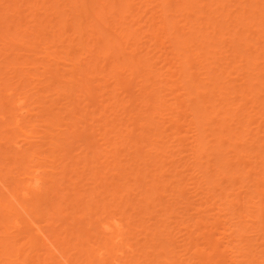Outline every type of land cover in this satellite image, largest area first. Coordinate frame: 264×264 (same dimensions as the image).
<instances>
[{
  "label": "rangeland",
  "instance_id": "1",
  "mask_svg": "<svg viewBox=\"0 0 264 264\" xmlns=\"http://www.w3.org/2000/svg\"><path fill=\"white\" fill-rule=\"evenodd\" d=\"M92 1L96 2V0ZM169 1L170 0H133V2L136 3L135 7L140 8H137L138 10H135V12L132 13L128 11L120 14L119 12L113 13V0H107V2H109V7L113 9L110 10L109 13L99 14V18L102 19L100 30L97 27L92 29L84 28V33L82 32V28H78L76 23H79L82 20V22L87 24H94L97 21L96 16L100 11L98 3H94V6L97 7V13L93 11L90 14L85 15L81 11V9L85 7V3L81 2V0H0V197L10 198L11 194L14 192L15 183L25 180L24 178L26 177L27 169L36 164V162L24 158L28 153L37 151L41 153L39 156L54 154L59 157V160L53 166L47 161L45 163L46 165L43 166L41 174L44 179H42L43 182L40 194L31 190L26 199L27 204H33V202L36 201L35 199H37L36 194H38L39 198L48 197L49 200H47L51 203L47 204L41 202L39 206L35 207H33V205H28V214L22 212V215H24V225L20 229L13 227L15 219V215L12 213L15 211L13 205L10 206L11 212H0V246L6 245L10 242L9 247L13 251L12 254L7 256L5 254L6 252L3 253L5 250L1 249L5 248L3 246L0 247V264H20L15 261L19 250L24 264H66L64 258H62L57 251L54 250V253H52L53 250L50 249V245L45 244L44 237L39 233V227H41L48 235H53L55 233L59 234L60 237H63L64 230H67L69 238L72 240H74L73 237L75 235L79 234L81 236L80 240L83 243L86 242L87 238H89L88 240L91 241V244L95 241L101 243L103 240V234L100 231L99 222L107 220L111 214L120 216L121 212L119 206L118 208L108 209V212L106 213H103V211L96 212L97 202L101 204L110 199V196L108 197L105 192L102 194L101 192L105 187L109 188L108 183L113 180H117L120 184L118 191L119 198L117 199V202H119V204L122 205V208L126 211L127 220L128 217L131 216L134 227L139 224L144 225L142 233L137 230L134 234L135 238L131 241L136 243L138 240L139 243L136 247H139L146 243L145 233L151 231V229H156L157 231L155 234L153 233V230L150 234L151 237H155L154 240L151 241V245H153V248L157 249V251H164V254L159 257L161 264H167L165 260L170 254L169 250L173 247V245H169L167 241L171 240L174 242L175 246L180 245V248L178 247V249L186 247L184 246L185 241L183 237L184 230L186 229L181 227L182 225L180 226L182 222L185 224H193L194 220H196V216L199 215L205 217L204 219L207 221H213L214 219L219 218V227L217 230L215 229L214 232V235L217 237L222 235L220 234L222 232V225H225L226 221L227 226L234 222L240 223L236 218L232 217L230 211L229 214H227L225 210V212L222 210L223 212L219 211V213L217 206L221 202L217 200L220 191H223L225 188L227 193H233V195L229 197L232 198L234 193L238 191L237 188L241 185L242 179L238 177L232 182L228 176L223 177L220 173L232 170V168H234L233 166L238 165V163H241V165H243V163L246 164L247 161L244 160V151L248 150V152H254L255 154H258V151L260 152V144H264V132H260L261 136H259V138L261 142L254 143L253 145L250 140L251 135H247L244 132V129L249 127L250 129H248L255 133L258 129V124L260 125L262 122L261 130H264V120H260L259 118L261 114L257 113L258 110L264 113V103H262L264 102V86L260 83L261 81H256V91L261 93L260 95H252L255 99H253V97L251 99L249 96L248 98L251 100L248 102H246L248 98L240 93L224 95L227 96L226 101L229 103L227 107L230 105L241 107L240 110L236 108L234 109V111L239 114L241 113V110L243 111V115H240L239 117L244 116L246 111L243 109L246 108L247 111H252V114H254V117L248 120L250 123H247L248 121H246L247 118L245 116L243 118V125H238V123L235 122L233 123L232 120H229L230 123L228 122L232 127L238 130V132L241 131V138L239 137L237 139L238 141L236 140L238 142L237 147L242 149L241 153V151L239 152V149L235 146H230V143L232 142L226 138V140L224 139V144L220 146L216 138L220 135L219 131H221V127L222 129L225 128L227 121L223 124V122L220 121L222 118L221 115L207 124V122L213 117V113H205L204 111H202V113H197L194 110L195 107L191 109V106L193 107V105L195 106L196 103L198 104L199 102V99L197 98L198 96L195 93L197 89L195 88L194 91V89L191 88L192 91L189 89L190 93H187L188 90H184L187 83L184 84L185 82L182 80L188 72H194L196 74L194 78L198 77L200 81L204 82H200L201 86L205 84L204 86L207 85L211 87L212 80L208 76L209 71L206 70L210 69L211 72L209 73L212 75V68L214 67L215 72H213L217 77H220L221 85L223 84L222 82L231 80L230 82L238 87L242 83V77H246L245 75L247 74V79L250 77L253 78L254 76L250 75L253 72L255 73L256 70H253L250 74V69L248 74L246 72L248 69L246 68H248L250 64L246 61H240V59L233 60L234 62L231 61L232 59L230 61L228 60L230 65L227 66V60L225 57L227 54L226 51L229 49L228 55H230L231 51L235 50L233 48L236 46V49L238 50L239 48L241 52L239 55L244 54L250 56L251 53H254V47H247V43L245 44L246 40H243V43H239V46L236 40L235 43L237 45L231 41L234 32L232 33V29L230 30V28L234 26L238 29L242 28V33H238L240 29H237V34L241 35L243 34L242 30L245 27L243 26L244 22H239L240 25L233 19V21H227V18L224 16L221 17V14L219 15V13L222 12V9L218 8L220 12L218 10L219 13L215 14L214 19L219 18L214 20V23L217 22L219 25L218 29L222 28L223 30L224 27H227L224 29L226 30L224 35H219L222 39H217L218 33H216L214 39L215 43L212 41L213 43L208 45L210 47L203 48L202 50H198L197 48V51L201 54L199 55L198 60H196L197 58L193 60L195 63H191V68H185L186 66L183 65V67H181V65L178 66L179 64H185V62L180 63L185 55L182 53L184 56H181L182 54H179L178 56V53L184 51H175L172 45H174L176 37L174 38L172 35L175 33L171 34V32L177 30L179 34L181 33L180 36H184L185 38V34H187L188 31V28L187 31L184 30V28L188 26L186 25L188 24L187 20L191 24L189 19L193 21V17L196 21L195 26H199V29L201 30V22H203L204 25V22L208 21L206 12H209L208 7L210 5L208 3H210V0H190L192 2L191 4L189 3L191 5H189L190 9L179 12L174 10V4L181 3L183 0ZM229 1L228 3H231V7H229L232 9L236 7L235 9H237L238 4L236 5V3L243 0ZM33 2L36 3L34 4ZM232 2L234 5H232ZM243 5L246 6L245 3ZM7 6H11L10 9L7 8ZM14 6L19 8L20 14L11 11ZM47 7L49 9H47ZM199 7L200 9L202 8L204 12L202 9H199L201 12H198L197 10ZM195 9L196 11H194ZM55 10H61L62 13H56ZM75 10L78 11L76 12ZM189 10L192 11L191 14V11ZM237 10L240 9L238 8ZM249 10L250 8L248 6L247 10L245 9L247 15L251 13V10ZM33 13H37V17H35L36 15ZM78 13L81 14L79 15ZM180 13L182 16H177V14L179 15ZM184 15L189 16L184 17ZM205 16L206 18H204ZM160 19L162 21L164 19L167 22L165 23V30L163 29L164 32L162 30L161 33L163 35H160L162 39L160 37L158 38V40L161 39V43L158 41L161 45H157L158 42L156 44L154 40H151V35L156 25L159 23L160 25L158 26L162 25ZM136 20L138 21L137 24L135 23ZM175 23V28H172V25ZM196 23H198V25ZM235 23L242 27H238ZM193 24L194 22L192 25ZM179 25L185 26H182L183 28L181 27L182 29L179 30ZM230 25L232 27H230ZM111 26L113 28H111ZM120 26L130 27L133 35L135 34V39L129 40L130 42L127 46L134 47L132 45L136 43L132 42L136 40L137 48L139 47L141 51L143 49L142 54L148 52V54L145 55L146 63L141 67L140 73L147 74L146 79L152 77L149 81L145 82L143 77L136 76L139 74H136L135 76L133 74L131 75V71L125 69L123 71H117L120 72V80H122V85L120 86V84H117V79L112 77V70L115 61L122 57L123 52H115V54L108 59H103L102 57L98 58L97 51L100 45L97 42V37L100 31H105V33L110 34L109 37H111L112 33H118L120 31ZM117 27L120 29L118 30ZM208 27H210V29H206V31H209L211 35L212 32L214 33V30L212 31L214 28L213 26ZM26 28H29L30 30L33 29L35 31L34 34L29 33L28 30L26 31ZM236 28H233V30L235 31ZM253 28H251L252 30L250 29V38L253 37L254 40L249 39L250 43H254L256 40L255 37H258L259 41L257 42L260 44V47H262L261 49L264 50V37L261 36L264 31L261 32V30L259 31L256 27ZM255 28L259 31L260 36H258ZM39 29L42 32H40ZM227 29L229 35L226 33ZM182 30L185 32L183 33ZM194 30L196 31L194 34L197 35L196 27ZM190 33H188L189 36ZM186 36L188 37V35ZM228 36H231L232 38H229ZM241 36H244V34ZM124 40L125 38L123 39L122 48L126 47V42ZM196 41L194 45L197 44V47H202V45L199 46V42L201 41H198V43H196ZM94 43H96V47L93 53L94 58L91 56V59H93L92 64H95V67L97 68L105 69V71L102 72V69H100L99 71L91 73L90 77L85 79V81L87 80L88 85V87H86L78 83V80L71 81V79H73L72 63L79 58L82 53L81 48H84V45L87 47ZM204 43L206 44V42ZM223 45L226 47V51L225 48L223 49ZM194 47H196V45ZM220 47L224 50L222 52H226V54L223 53V55L222 53H219L217 56L216 53L218 52L215 53V50ZM191 48H193V46ZM124 50V55L127 54V52V55H129L131 48L127 47ZM192 50H195V48ZM208 50L211 51L210 54H206ZM53 51L57 52L55 59L46 55L47 52L51 53ZM137 52L140 51L138 50ZM234 52H232L231 55L234 54ZM212 53L214 54V57ZM261 53H264V51L260 52V54ZM220 54L224 57L222 58ZM87 57H82V67H85V62L91 60L90 56ZM262 58H259V62H257L260 68H262L261 66H264V59ZM178 60L180 61L178 62L179 64L177 63ZM199 60H204L203 67L201 65L202 62H200V64L197 63ZM216 67H219V70ZM47 68L51 72V78H48L50 74L46 73ZM199 68L200 70H198ZM221 69H226L224 75L223 72L219 75L222 71ZM203 71L205 73H203L204 75H201ZM227 73H229L228 76ZM243 73L245 74L240 77V74ZM104 74L105 77L102 78ZM160 74L162 78L159 76ZM182 74V79H180L179 77H181L180 75ZM77 76L79 75L77 74ZM51 79L52 81L50 82L49 80ZM185 79L187 78L185 77ZM188 85L190 86V84ZM119 86L121 88H119ZM153 88H158L159 95L161 94L160 96L164 97V114H161L162 116L154 114V116H156L154 118L157 119L155 123H158L159 125L158 130H164L162 133L160 131V136L155 134L157 137L153 135L155 131L157 133L159 132L155 129L158 126L157 124H154V126L153 124L151 125V120H145L146 118L144 119V126L141 127V123H139L141 118L146 117L148 114L145 113L147 105L143 104L145 103L143 101V103L140 102L143 98L142 94L150 92ZM207 95L208 94L204 95L203 98H206V100L209 98L211 105H216L218 103V101H214L216 98H214L213 94H209V97H206ZM19 97L25 98V104H23V106L24 109H30L32 112L33 115L31 116V120L36 125V131H31L30 127L23 119H21L20 124L22 130L14 127V117L21 112V110L17 108L18 106L14 105V101ZM8 98L11 99V102H7L9 100ZM1 99L3 101H1ZM182 99L187 101L185 102L187 105H191L189 107L190 110L186 108V104L184 105L185 107H182L183 109L179 106L180 103L178 105V102ZM127 101L130 102L127 104ZM5 102H7V105L5 104L3 107V103ZM123 103H125V106H123ZM241 104L244 106H241ZM171 105L173 108L176 106L179 109H173ZM181 106H183V104H181ZM184 109H186L185 112ZM138 110L142 113L141 115H139L140 113L136 114ZM176 110L177 113L181 111V113L178 114V116L181 117L180 121H178L180 125H182L180 127L182 129H179L180 135L175 133L178 130H176V123L178 124V122L175 123V119H173V117H176ZM51 112L57 113L58 120L60 119L58 121L59 125L56 127L58 129L54 131L57 134L54 139L56 144L51 143L50 137L43 136V131L49 129V127L45 125L47 124L45 118L48 117ZM186 113H188V116ZM201 114L204 115L202 119L199 118V122L193 120L197 115ZM172 115L174 116L172 117ZM178 116L176 119L179 118ZM261 119H264V115H262ZM222 125L225 126L223 127ZM239 126H242V128ZM199 128L205 130L204 142L211 141L207 150L208 152H206L207 154H204L201 158L197 159V157L194 158L190 148L191 143L194 141V133L198 132ZM23 130L26 131V134L23 133ZM216 133L219 134L216 136ZM191 134L192 136H190ZM235 139L236 138H234L233 141ZM179 140L181 141V144H178ZM150 143H153V145L148 146ZM186 145L187 147L189 146V148H187ZM106 148H110L112 151L107 153L105 150ZM212 148L215 149L212 150ZM161 149H164V153H166H161ZM170 151L171 153L168 154ZM173 153L175 155H172ZM220 156L223 159H221ZM254 156L259 157L258 155ZM226 160H231L233 165L226 164ZM237 160L238 162H236ZM254 160L255 159L250 160L253 162L247 163L248 168H254L257 166V161ZM198 161L203 165L201 168L203 171H198L196 169V163ZM114 164H117L116 168H122L117 170L113 167ZM62 166L65 167V172L59 174L52 172V168L58 170ZM73 168H75L78 174L81 175L80 179L78 178L79 185H77V188L79 190L78 195L83 194V200H81L80 203L85 204L84 210H82L83 206H78L72 201L74 192L76 191L70 186L69 177L71 175H66L70 174ZM100 170L103 171L102 173H104L108 179V181L104 180L101 184L94 175V172ZM176 170L181 172H179L181 174L179 178L183 183V196H179L177 192L174 193L175 195L171 194V189L177 184V180L179 179L175 175ZM147 174H149V176H146ZM75 175L72 176L74 177ZM213 180H216L214 187L211 183ZM106 183L107 185H105ZM24 184L25 182L19 184V196L22 194ZM5 185L6 188L4 187ZM52 185L64 188L63 191L59 192L58 197L54 196V192L45 194L44 190L47 187L52 188ZM147 188H151V190L146 192ZM7 189H9L10 192ZM247 191L249 190L242 189V195L247 193ZM62 195H64V197H62ZM205 196L208 197L207 200ZM66 198L70 199L67 200ZM95 200L97 202H95ZM56 202L60 203L61 207L67 208L62 215L56 214V208L53 206ZM89 204L93 205L90 213L87 208V206L91 207ZM236 207L238 208L237 210L240 209L238 205ZM134 208H136L135 211ZM195 208H199L201 214H199V210L196 211ZM254 212L257 213V211ZM195 213L196 216L192 217ZM223 213H225V216ZM262 216H264V213H262ZM224 219L226 221H224ZM202 227L204 226L202 225L201 228ZM181 230L183 232H181ZM196 234L198 235V233ZM219 234L220 236H218ZM258 235V232H253L249 229L243 234L244 238L251 239L249 244L253 246L257 258L261 256V253L259 252L261 246L258 247L259 241L256 240ZM197 239L199 242H202L203 245L204 236L200 235ZM225 241L223 242L224 244ZM163 242L164 247L162 245ZM70 243L73 244L76 242L71 241ZM246 243L247 242H243L239 246L244 247L247 245ZM80 254L81 253L73 250L72 247L67 248L66 250V255L72 258L71 264H89L85 257ZM194 256V251L192 249L187 250L185 259ZM26 257L27 259L24 260ZM105 257L108 258V255ZM139 257L140 261H143V264H152V261L155 258L152 256L153 259H147L146 255H141ZM182 258H184V256ZM226 258H228L226 259L228 263L230 258L227 256ZM241 258L243 260L246 259L244 256ZM259 260H261V258H259ZM192 261L195 262V264H200L197 258H193ZM184 264L188 263L185 261Z\"/></svg>",
  "mask_w": 264,
  "mask_h": 264
},
{
  "label": "bare ground",
  "instance_id": "2",
  "mask_svg": "<svg viewBox=\"0 0 264 264\" xmlns=\"http://www.w3.org/2000/svg\"><path fill=\"white\" fill-rule=\"evenodd\" d=\"M166 1H168V0H166ZM170 1H172V0H170ZM189 1L190 0H183L182 2L180 1L181 3H176V5L174 4V8H175L174 10L179 12V11H182V10L186 11L187 9H190V6H191L190 4L192 2L191 1L189 2ZM228 1L229 0H210V3H208L210 5L208 7L209 10L207 9L209 12L205 11L206 14H207V17H208V21L204 22V25H203V22H201V26H200L202 28L201 30L199 29V26L198 27L195 26V22L196 21L193 19L194 17L193 18L191 17L193 21H191V19H189L190 22H191V24H190L189 21L187 20L188 24H186V25H188V26H186V28H184L185 31H187V28H188L187 34H185V38H184V36H180L181 33L179 34V32L177 30H175V29H174L175 31L171 32V34L175 33L172 36H174V38L176 37V40L174 39L175 43L173 42L174 45H172L174 47L175 51L176 50L178 52H180L181 50L184 51V52L181 51V53H178V56H179V54L181 55L182 53H184V55H185V56L183 54L181 55V56H184V59H182V60L180 59L182 62H180L179 60L177 61V63L178 62H180V63H184L185 62V64H179L178 63L179 64L178 66L181 65V67L186 66L185 68H191V63L192 64L195 63V61H193V60L196 59V58H197L196 60H198L199 59V55L201 54V53L199 54V52L197 51V48H198V50H202L203 48L210 47L208 45L215 41L214 39L216 37L215 36L216 33H218L217 39H219V38H221V36L224 35V33L226 31L224 29L227 28V27H224L223 30H222V28L218 29L219 25L217 24V22L214 23V20L219 18L218 17V18L214 19L215 18L214 17L215 14L220 12V10L218 8L222 9V12L219 13V15L221 14V17L224 16L225 18H227V21H229V20L231 21L233 19L237 23H239V22L243 23L244 22L243 23L244 25L242 24L243 26H245L244 29L242 30L244 36H241L243 34H241V35L237 34V32H238V30L240 28L239 29L236 28L234 26V24L231 22L234 27H232L230 25V27H232V28H230V30L232 29L231 32L232 33L234 32V34H232L233 36L231 35L233 38L231 36H228V37L229 38L231 37L232 38L231 41L234 42V43H235V40H236V42H238V46L240 45L239 43H243L244 42L243 40H246L245 41V44L247 43L246 46L247 47H250V46L254 47V53H251L250 56H246L244 54H240L239 55V53H241V52H240L238 46H237L238 50L236 49V46H235V48H233V49H235L234 50L235 52L233 50L231 51V53L234 52V54L231 55V53H230V55H228L229 49H228V51H226L227 49H226V47H224V45L222 47H223V49L225 48V51L227 52V54H226V52H222L224 50H222L221 47L219 49L215 50V53L218 52V53H216L217 56H218L219 53L226 54L225 57H226V60H227V62H226L227 66L230 65L229 61L231 59H232L231 60L232 62H234L233 60H237V59L238 60L240 59V61H246L247 63L250 64L249 67L246 68V69H248L246 72L249 74L248 71L251 69V72H250V74H251L253 72V70H256L255 73L253 72L254 74L252 73L250 75V76L253 75L254 77L253 78L250 77V78L247 79V74H246L245 75L246 77H242L241 78L242 83L238 87L234 86V84H232L230 82L231 80L230 81L229 80L228 81H224V82H222L223 84L221 85L220 77H217V75L214 74L215 68L213 67L212 69H213L214 72L212 71V75H211V73H209V72H211L210 69L206 70V71H209L208 72V76L212 80V83H211L212 85H211V87H209L207 85L204 86L205 84L203 86H201L200 82L201 83H204V82L200 81L198 79V77H195V78H197V79H195L194 76H196V74L194 72H190V73L188 72V74L186 76L184 75L187 79H185V77H184L185 80L184 79L182 80L183 82H185L184 84L187 83L186 86H185L186 88H184V90L187 89L188 90L187 93H190V90L192 91L191 88H193L194 91H195V88H196L197 90L195 91V93L198 96V97L197 96L196 97L199 99L198 100L199 102L197 101L198 104L196 103V105L195 106L193 105V107L190 104L187 105L185 103L187 101H184L183 99L180 102H178V105L180 103L179 106L181 108L185 107L184 105L186 104L187 105L186 108H188V109H189L190 106H191V109L194 108V107L197 108V109L194 108L195 112H197V113H202V111H204L205 113H208V112H210L211 114L213 113V115H212L213 117L211 118V120H209L207 122V124H209L215 118H218L219 116L222 115V118L221 119L219 118L220 121H222L223 124H224V122L227 121V124H226V126L224 125L225 128L222 129V127H221V129H220L221 131H219L220 135H219V137L216 138V140L219 142L220 146H222L224 144L223 143L224 139L226 138L227 140H230L232 142V143H230V146H235L236 148L239 149V147H237L238 146L237 145V143H238L237 139L239 137L241 138V133H240L241 131L238 132V130H236L234 127H232L229 124L230 123L229 120H232L233 123L235 122V123H238V125L239 124L241 125L243 123L244 116L247 118L246 121H248L252 117H254L253 116L254 114H252V111H247V108H246L247 105H246V107H245L246 109L242 108L244 111H246V113L244 114V116L239 117L240 115H243V111L241 110V113L239 114L238 112L234 111V109L236 108V109L240 110L241 107L240 106L234 107L232 105L227 107L229 103L226 101L227 100V96H224V95H229L231 93H236V94L240 93L242 95H245L247 98L250 96L251 99H252V97L254 95H257V94L260 95V93H261V92L256 91V87L257 86L255 85L256 84L255 82L256 81L257 82L261 81L260 83L262 84V86H264V83H262V82H264V66H261L262 68H260L258 63H257V62H259L258 61L259 58L264 57V53L260 54V52H262L264 50L261 49L262 47H260V44L257 42V41H259L258 37H255L256 40H255L254 43H252V42L250 43L251 39L254 40L253 37L250 38L251 37L250 34H251V30H252L251 28L256 27L257 29H259V31L260 30H261V32L264 31V0H245V1L243 0V1L239 2V3L235 2L236 5L238 4L237 5V9L239 8L240 10L235 9L236 7L234 9L230 8L231 7V5H230L231 3H228ZM81 2L85 3V7L81 9L83 14H85V15H88V14H90L93 11L97 13V10H96L97 7L94 6V3H98L99 7H100V11H99V13L96 16L97 21L94 24H87L85 22H82V20L79 23H76L78 28H80V29L82 28V30L84 28H86V29L91 28L92 29V28H96V27L100 30L102 19L99 18V14H101V13H103V14L109 13V11L112 10L113 8H114L113 13L114 12L115 13L119 12L120 14L123 13V12H128V11H130V13H132V12H135V10H138L140 8V7L139 8L135 7L136 3H134L133 0H113V4H112L113 8L109 7V2H107V0H96V2H94L92 0H81ZM244 3L246 4L247 7L249 6V8L251 10V11L249 10L251 13L248 14V15H247V13L245 11V9L247 10V7L245 5H243ZM232 5H234L233 2H232ZM10 7L11 6H9V7L7 6V8H9V9H10ZM47 9H49V8L47 7ZM199 9H200V7L197 10L198 12L202 8L200 10ZM191 10H189V11H191ZM218 10H219V12H218ZM11 11L18 12L20 14L19 8L15 7V6L11 9ZM55 11H56V13L57 12L58 13L59 12L62 13L61 10L60 11L55 10ZM75 11L77 12L78 10H75ZM194 11H196V9ZM202 11H203V9H202ZM191 13H192V11L190 12V14ZM195 13H197V12H195ZM33 14L36 15L35 13H33ZM180 14L179 15L177 14V16H182V14L181 15ZM188 16L184 15V17H188ZM35 17H37V15ZM122 17H124V16H122ZM164 18H165V16H164ZM204 18H206V16ZM166 22L167 21H165L164 19H163V21L161 20V24L162 25L158 26V25H160V23H159L158 25H156L157 28L155 27L154 30H153V33L151 35L152 36L151 40H154L156 42V44H157L158 41L160 42V40L162 39V37H160V35H163L161 33H162V30L166 27V25H165ZM193 22H194V24L192 25ZM135 23L137 24L138 21L136 20ZM196 24L198 25V23H196ZM175 25H176V23L174 25H172L173 26L172 28H175ZM83 26H85V27H83ZM182 26L184 27L185 25H179L180 29H179V27H178V29L181 30L183 28ZM208 26H213V28H214V29L211 28L212 31L214 30V33L212 32L211 35H210L209 31H206V29L207 30L210 29V27H208ZM237 26L238 27H242V26H239V25H237ZM44 27H47V26H44ZM195 27L197 29V35L194 34L196 32L194 30ZM111 28H113V27L111 26ZM120 28H118V30L120 29V31L118 33H115V32L112 33L111 37H109L110 34L105 33V31H103V32L100 31L101 34L99 33V35L97 37V42L100 45V47L98 48V51H97L98 52V54H97L98 58L102 57L103 59H108V58L112 57V55L115 54V52H120V53L123 52L122 57L118 58L115 61L114 65H113V70H112V77H115L117 79V84H120V86L122 85L121 84L122 80H120V72H117V71H123L125 69L130 70L131 71V75L133 74L135 76L136 74H139V75H136V76L137 77H139V76L143 77L145 79L144 80L145 82L149 81L152 77L146 79L147 78V74L140 73L141 67L143 65H145V63H146L145 55L148 54V52L142 54L143 49L141 51L139 49V47L137 48L136 40L132 42V43H136V44H134V45L131 44L134 47L127 46L128 43L130 42L129 40H134L135 39V34L133 35V33L131 32L130 27H125V26L121 27L120 26ZM204 28H205V30H204ZM233 28H236V30L234 31ZM256 28H255V31L257 30ZM189 29H190L192 35H191ZM241 29L239 30L238 33L241 32ZM25 30L26 31L28 30V32L32 33V34H34V32H35L33 29L30 30L29 28H26ZM84 30L82 32H84ZM101 30H104V29H101ZM164 30H163V32H164ZM184 30H182L183 33L185 32ZM259 31L257 30L258 36H260ZM40 32H42V31L40 30ZM228 32L229 31L227 29L226 33L228 34ZM231 32H230V34H231ZM188 33H190V36H189ZM178 34H179V36H178ZM186 35H188V37ZM219 35H221V36H219ZM225 36H227V35H225ZM261 36L264 37V33H262ZM159 37L161 38L160 40H158ZM181 37L184 38V39H182ZM124 38H125L124 41L126 42V47L125 48H127V47L131 48V51L129 52V55H127L128 52H127V54L124 55V52H125L124 49L125 48H122L123 39ZM237 39H239V40H237ZM195 41H196V43H198V41H201V42H199V46L202 45V47H197V44H195L196 47H194L195 46L194 45ZM159 42H158L157 45H159L161 43V42L160 43ZM204 42H206V44ZM218 42H219V40H218ZM232 42H230V43H232ZM234 43H233V45H234ZM95 45H96V43H94L93 45L87 46V47H85L86 45H84V48H81V50H82L81 55L79 56V58L75 62L72 63L73 79H71V81H77L78 80V83H80L82 86L88 87L87 80L85 81V79H88L90 77L91 73H93L95 71H99L100 69H102V72L105 71V69L97 68V67H95V64H92L93 59H91V56L94 55L93 53L95 51V47H96ZM206 45H207V47H206ZM235 45H237V44L235 43ZM242 45H244V44H242ZM192 46H193V48H195V50H192L193 49V48H191ZM138 50L140 52H137ZM196 52H198V53H196ZM210 53H211V51L208 50V52L206 54H210ZM213 53H214V50H213ZM56 54H57L56 51H53L51 53H49V52L46 53V55L51 57L52 59L56 58ZM87 56H90L91 60H89L88 62H85V67H82V63H83L82 62V57H87ZM204 57H207V56H204ZM213 57H214V54H213ZM221 57H222V55H221ZM93 58H94V56H93ZM209 58H210V56H209ZM209 58H207V59H209ZM207 59H205V60H207ZM262 59H264V58H262ZM203 61L204 60H199L197 63L200 64V62H202L201 65L203 67V64H204ZM148 66H149V63H148ZM198 67H199V65H198ZM206 67H204V68L207 69ZM204 68H202V69H204ZM216 68L218 69L219 67H216ZM226 68H228V67H226ZM198 70H200V68ZM221 70L222 71H221V73L219 75H221L222 72H223V75H224V73H226V72H224V71H226V69H221ZM181 72H182V70H181ZM46 73L50 74L48 78L52 77L51 76V72L49 71L48 68L46 69ZM203 73H205V72L203 71L201 75H204ZM77 74L79 76H77ZM228 74L229 73H227V76H228ZM244 74L245 73L240 74V77H241V75L243 76ZM206 75H207V73H206ZM159 76L161 77V74ZM180 76L181 77H179V78L182 79L183 74L180 75ZM104 77H105V74L103 75L102 78H104ZM134 79H135V77H134ZM186 80H187V82H186ZM49 81L51 82L52 79L49 80ZM158 83H161V82H158ZM175 83H176V81H175ZM188 84H190V86ZM120 86H119V88H121ZM198 88L200 89V91H199ZM206 94H208L206 97H209V94L210 95L213 94L214 98H216V100H214V101H218V103L216 105L215 104L211 105V102H210L209 98H208L209 100L208 99L206 100V98H203L204 95H206ZM142 95H143V98H142V100H140V102H142V101L145 102V103H143V102L142 103L147 105V109L145 110V113H148V114L146 115V117L141 118V120L139 122V123H141L140 126L142 127V126L145 125V120H151L150 122H151V125L153 124V126H154V124L158 125V123H155L157 121V119L154 118V117H156V116H154V114H156L157 116L158 115L162 116L164 114V112H163L164 111V109H163V107H164V104H163L164 97L162 96L163 97L162 98L160 96L161 94L159 95L158 88H153L150 92L144 93ZM181 95H183V94H181ZM146 97H147V99H146ZM150 97H152L153 99L150 98ZM212 98H213V96H212ZM24 99L25 98H22V97L20 98L19 97L17 100L14 101V105L18 106L17 108H19L21 110V112L14 117V127L16 129L22 130V127L20 126V124H21V119H23V120H25L26 124H28V126L30 127L31 131H36V125L31 120V116L33 115L32 112L30 111V109H24V106H23V104H25V100ZM251 99L248 98L246 102H248ZM253 99H255V98L253 97ZM1 101H3V100L1 99ZM7 102H11V99H9ZM7 102L3 103V107L5 106V104L7 105ZM129 102L130 101H127V104ZM262 103H264V102H262ZM181 104H183V106H181ZM206 104H208V105H206ZM123 106H125V103H123ZM241 106H244V105L241 104ZM171 107H172V105H171ZM174 107L175 108H173V107L172 108L173 109H177V110L179 109L176 106H174ZM210 107H211V109H210ZM224 107H225V109H224ZM177 110H176V113H177ZM185 111H186V109H184V112ZM195 112H194V114H195ZM23 113H25V114H23ZM137 113L139 114L140 110H138L136 112V114ZM179 113H181V111H179L176 114V117L178 116ZM257 113L261 114L259 119L260 120H264V119H261L262 115H264V113L260 112L259 110H258ZM141 114L142 113H140L139 115H141ZM180 115H182V114H180ZM186 115L188 116V113H186ZM203 115L204 114L197 115L196 118H194L193 120L194 121L197 120L199 122V118L202 119ZM173 116L174 115H172V117ZM176 117H173V119H175L174 120L175 123L178 122V124L176 123L177 126L174 124L176 126V130L178 129L175 133L179 134L180 133L179 129H182V128H180L182 125H180V123H179L181 117L178 116L179 117L178 119H176ZM77 118H79V117H77ZM154 119H155V121H154ZM59 120H58V115L55 112L54 113L51 112L50 115H48V117L45 118V122L47 123L45 125H47L49 127V129L45 130V131L42 130L43 131V136L50 137L52 144H56L54 139L57 136V134L54 131L56 129H58L56 127L59 125V123H58ZM142 120H144V121H142ZM247 123H250V122L248 121ZM261 123H260V125L258 124V129H257V131L255 133H253L252 130H249L250 129L249 127L244 129V132L247 135H251L250 136V138H251L250 140L252 141L253 145H254V143L261 142V140L259 138V136H261L260 132H264V130H261V128H262L261 127L262 126ZM158 127H159V125L155 129L158 130ZM239 127L242 128V126H239ZM160 128H161V126H160ZM199 130H200V133H199ZM199 130H198V132L194 133L195 137L193 136L194 137V141L192 142L193 144L190 142L191 143L190 151L192 150L191 152L194 155V158L197 157V159L201 158L204 154H207L206 152H208L207 150H208V148L210 146V141H211V140H209L207 142H204L205 130H203V129L201 130V128H199ZM160 131L158 133L155 131V133L153 135L156 134V135L160 136ZM162 131L164 132V130H162ZM162 131H161V133H162ZM23 133L26 134V131L23 130ZM219 133H216L215 135L217 136ZM104 136H105V133H104ZM190 136H192V134ZM233 137L236 138L234 141H233V139H234ZM178 144H181L180 140H179ZM149 145L151 146V145H153V143L148 144V146ZM187 145H189V144H187ZM187 145H186V147H187ZM182 146H183V144H182ZM189 146L187 148H189ZM213 149H215V148H212V150ZM105 150L107 151V153L112 151L110 148H106ZM240 151L242 153V149L241 148L239 149V152ZM160 152L164 153V149H161ZM244 152H245V154H244V156H245L244 158L245 159L244 160L247 161V163H249V162H253V161H250V160L255 159L254 161H257V163L256 162H254V163H256L257 166L254 167V168L253 167L248 168V164L247 163H246L247 165L245 163H243V165H241V163H238V165L233 166L234 168H232V170H228L225 173L221 172L220 173L221 176H223V177L228 176L229 179L232 182H234L238 177H240L242 180H241V185L237 188L238 191L236 193H234V196L232 198H229V197L232 196L233 193H227L226 192V188L225 189L223 188L224 190L220 191L219 196H218L219 198L217 200V201L221 202L217 206L218 209H219L218 212L222 211V210L223 211L225 210L226 213L229 214V211H230L231 214H232V217L236 218L238 220V222H240V223H237V222L236 223L234 222V223H231V224L229 223L230 225L227 226L226 225L227 221L224 219V221H226V224L222 225L223 226L222 227V232L220 233L222 235L220 236V234H219L218 236H220V237H217V236L214 235V232H215V229L217 230L218 227H219L218 224L220 223V219L217 218V219H214L213 221H209V220L207 221L206 219H204L205 217H203L202 215H199V214H201L199 208H197V209L195 208L196 211L199 210L198 211L199 212V214H198L199 216H196V213L194 215H192V217L196 216V220H194L193 224H185L183 222L181 224L179 223L180 226L182 225L181 227L186 229V230L182 229V230H184V233H183V237H184V241H185L184 246H186V247L182 248V249H178V247L180 248V245L175 246L174 242H172L171 240L167 241L169 243V245H173V247L169 250L170 254L168 255L167 259L165 260V262L167 264H184L185 261L188 264H195V262L192 261L193 258H197L198 262L200 264H244V263H247V264H252V263L262 264V263H264V231H262V230H264V216H262V213H264V144H262V145L260 144V152L258 151V154H255L254 152L253 153L252 152H248V150H246ZM170 153H171V151L168 154H170ZM40 154H41L40 152L34 151V152L28 153L24 157L25 159L31 160L32 162H36V164L33 165V167L27 169L26 177L24 178L25 180H21L19 182L15 181L16 183H15V187H14V192L11 194L10 198L0 197V212L7 211L9 213V212H11L10 206H12V205L14 206L15 211L12 212L15 215V219H14V222H13V227H15L17 229L22 228V226L24 225V223H23L24 215H22L23 214L22 212H24L25 214H28V209L27 208H28L29 204H27V202H26L27 200L26 199L28 198V196L30 194V191L34 190V191L38 192V194H40V192H41V185H42V182H43L42 179H44L43 175L41 174V172L43 171V166L46 165L45 164L46 161L50 162L51 166H53L59 160V157H57L54 154L39 156ZM172 155H175V154L173 153ZM254 155H258L259 157H256ZM143 157H145V156H143ZM221 159H223V158L221 157ZM226 161H227L226 164H228V165L232 164L231 160H226ZM236 162H238V160ZM99 165H101V164H99ZM116 166H117V164L113 165V167H115V169H117V170H120L122 168V167L121 168H116ZM202 166L203 165L199 161L196 163V167H197L196 169L198 171H203L201 169ZM100 167H103V166H100ZM64 170H65L64 166H62L58 170H56L55 168H52V172L53 173H58V174L65 172ZM102 172L103 171H101V170L94 172V175H95V177L97 178V180H98V182L100 184L103 183L104 180L108 181L107 177ZM179 172H180L179 170L178 171L176 170V174H175L178 178L181 176V174H180L181 172L180 173ZM72 175H75L74 176L75 178ZM66 176H70L69 177L70 186H71V188L74 191H76V192H74V197H73L72 201L75 202L78 206H83L82 210H84V205L85 204L84 203H80V201L83 200V194L78 195L79 194L78 193L79 190L77 188V185H79L78 180L80 179L81 175H79L77 170L75 168H73L71 170L70 174H68ZM146 176H149V174H147ZM155 176H157V175H155ZM177 181H178L177 184L174 185V187L171 189L172 190L171 194L175 195L174 193L177 192L179 196H183L184 195L183 183L180 180V178ZM22 182H25V184H24V187L22 188V194H21V196H19L20 195V194H18L19 184L22 183ZM211 183L213 184V187H214V185L216 184V180L215 181L214 180L211 181ZM105 185H107V183ZM108 185H109V188L105 187V189H103L101 194L105 192L108 195V197L110 196V199L108 201H106V202L101 203V204L95 200V202H97V204H96V212L103 211V213H106V212H108V209H110V208H112V209L118 208V206H119L121 212H120V216H117L115 214H111L108 217L107 220L99 222L100 231L103 234V240H102L101 243H97V241H95L94 243L91 244L90 243L91 241L88 240L89 238H87L86 242L83 243L80 240L81 236L78 233H77L78 235H75L73 237L74 240H72V239L69 238V233H67V230H64L63 237H60L59 234H55V233L53 235H48V234H46V232L41 227H39V233H40V235H42L44 237L45 244H49L50 245L49 246L50 249L53 250L52 253H54V250L57 251L60 254V256L62 258H64L66 264H71L72 263V258L66 255L67 248H71V247L76 252L81 253L80 255L84 256L85 259L89 262V264H143V261L141 262L140 261V257H139L141 255L142 256L146 255L147 259H153L155 257L153 259V261H152V264H161V262L159 260V257H160V255L164 254V251H162V250L157 251V249H154L153 245H151L152 244L151 241L154 240L155 237H151L150 234H151L152 230H153L154 234H155V232L157 230L156 229H151V231H147L145 233L146 234V236H145L146 237V243H144L143 245H141L139 247H136L137 244L139 243V241L137 240V242L134 243L131 240H133L135 238L134 234H135V232L137 230L140 231V233H142V230H144V225L143 224H139L136 227H134L131 216H129L128 220H127L126 211L122 208V205L119 204V202H117V199L119 198L118 197V191H119V187H120V184L117 182V180L111 181L110 183H108ZM4 187L6 188V185ZM242 189H247L249 191H247V193L242 195V192H241ZM7 190L10 192L9 189H7ZM63 190H64V188H60L59 186L52 185V188L51 187H47L44 190V192H45V194H48L49 192H54L53 193L54 196L58 197L59 196V192L63 191ZM150 190H151V188H147L146 192H149ZM198 192H200V191H198ZM38 194H36L37 195V199H35L36 201L33 202V204L31 203L30 205H33V207H35V206H39L41 202H45L47 204L51 203V202L48 201L49 200L48 197L39 198ZM173 195H171V196H173ZM62 197H64V195H62ZM205 197H206V200H207L208 197L207 196H205ZM66 199L69 200L70 198H66ZM50 201H51V199H50ZM89 205H91V204H89ZM237 205L240 207L239 210H237L238 209L236 207ZM53 206H54V208H56L55 209L57 211L56 214H58V215H62L64 213V211L67 209L65 207H61V204L57 203V202ZM92 206L93 205H91V207L87 206V208L89 210V213L92 210ZM31 209H32V207H31ZM135 210H136V208H134V211ZM254 211H257V213H255ZM223 215L225 216V213H223ZM218 217H220V216H218ZM51 218H53V217H51ZM202 225L204 227L201 228ZM137 228H139V229H137ZM247 229H249V230H251L253 232H258V234H259L258 237L256 238V240L259 241V243H258L259 246L258 247L261 246V249L259 251L261 253V256L259 257V258H261V260H259V258H257V254L254 253L253 246L249 244L251 239H246L243 236L244 232ZM182 230H181V232H183ZM196 233H198V235ZM72 234H74V233H72ZM226 234H227V236H226ZM200 235L204 236L203 245H202V242H199V240L197 239ZM61 238H63V239H61ZM226 238H227V240L225 241ZM223 240L225 241V244L223 243L224 242ZM71 241H75L76 243L72 244V243H70ZM243 242H247L246 243L247 245H245L244 247L239 246ZM9 244H10V242H8L6 245H2L5 249L1 248L2 250H5V251H3V253L6 252L5 254L7 256L13 253L12 249H10V247H9ZM162 245L164 247V242H163ZM221 245H223V246H221ZM2 246H0V247H2ZM191 249L194 251V255L195 256L194 257H187V259H185V256L187 254V250H191ZM227 251H229V252H227ZM228 253H230L231 256ZM106 255H108V258L105 257ZM152 256H153V258H152ZM183 256H184V258H182ZM226 256L230 258V261L228 263L226 261V259H228V258H226ZM242 256H244L246 259L243 260L241 258ZM20 258H21V254H20V250H19L18 253H17V258H16L15 261H17L20 264H24L23 258H21V259ZM26 259H27V257L24 260H26ZM143 260H145V259H143ZM7 264H9V263H7ZM14 264H17V263H14Z\"/></svg>",
  "mask_w": 264,
  "mask_h": 264
}]
</instances>
